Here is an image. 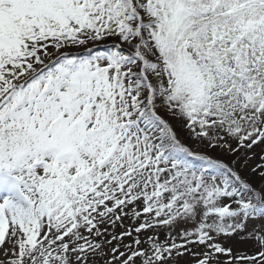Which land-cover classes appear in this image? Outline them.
<instances>
[{"label":"snow or ice","instance_id":"snow-or-ice-1","mask_svg":"<svg viewBox=\"0 0 264 264\" xmlns=\"http://www.w3.org/2000/svg\"><path fill=\"white\" fill-rule=\"evenodd\" d=\"M0 264H264V0H0Z\"/></svg>","mask_w":264,"mask_h":264},{"label":"trees","instance_id":"trees-1","mask_svg":"<svg viewBox=\"0 0 264 264\" xmlns=\"http://www.w3.org/2000/svg\"><path fill=\"white\" fill-rule=\"evenodd\" d=\"M117 231L119 232V231H121V230H120V229H117ZM237 247H241V246L238 244Z\"/></svg>","mask_w":264,"mask_h":264}]
</instances>
